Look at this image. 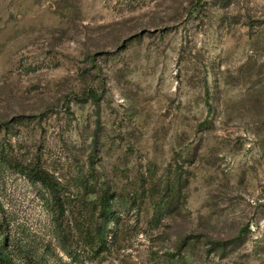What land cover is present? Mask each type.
<instances>
[{"label": "rangeland", "instance_id": "obj_1", "mask_svg": "<svg viewBox=\"0 0 264 264\" xmlns=\"http://www.w3.org/2000/svg\"><path fill=\"white\" fill-rule=\"evenodd\" d=\"M3 236L13 264H264V0H0Z\"/></svg>", "mask_w": 264, "mask_h": 264}, {"label": "trees", "instance_id": "obj_2", "mask_svg": "<svg viewBox=\"0 0 264 264\" xmlns=\"http://www.w3.org/2000/svg\"><path fill=\"white\" fill-rule=\"evenodd\" d=\"M198 6H200V2H196L191 7L190 12L197 13ZM90 92H91L90 94L91 98L97 97L93 91H90ZM46 185L48 186V189L52 191L53 186L49 183H46ZM53 199L57 204H59L58 196L54 195ZM112 199L113 198H111L109 194H105V195H102L97 202V206H98L97 218L102 220L105 224L110 221V218H112L114 214L113 205L111 203ZM62 239L66 240V237L64 236L63 233H62ZM7 244H8L7 238L3 236V245L0 246V264H13L7 253Z\"/></svg>", "mask_w": 264, "mask_h": 264}]
</instances>
